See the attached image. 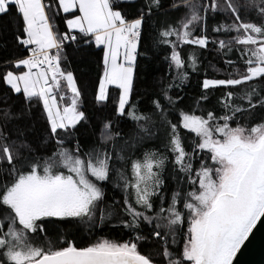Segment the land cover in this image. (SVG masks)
Masks as SVG:
<instances>
[{
  "label": "snow or ice",
  "instance_id": "6c2138e0",
  "mask_svg": "<svg viewBox=\"0 0 264 264\" xmlns=\"http://www.w3.org/2000/svg\"><path fill=\"white\" fill-rule=\"evenodd\" d=\"M258 224L264 0H0V264H233Z\"/></svg>",
  "mask_w": 264,
  "mask_h": 264
},
{
  "label": "trees",
  "instance_id": "16d2710c",
  "mask_svg": "<svg viewBox=\"0 0 264 264\" xmlns=\"http://www.w3.org/2000/svg\"><path fill=\"white\" fill-rule=\"evenodd\" d=\"M71 51V49H69ZM209 61L211 62V65L215 67V71L213 70V67L209 66ZM76 67L78 74L81 76V80L84 82L85 85V107L87 111L92 114L94 117H99L101 113V106L94 104L93 99V91L96 87L97 83V71L95 68V65L93 63H90L87 59L84 60H78L76 64L74 65ZM166 65L163 63V56L161 55L159 60L155 61L147 70L146 73H144V76L142 77V80H148L151 81L154 77H158L159 75L163 74L165 70ZM203 68L207 71V78H223V72L221 71L223 69V65L220 63H217V60L215 59V54H206V59L204 60ZM204 77V73H198L193 74L191 86L187 87L185 89V99L188 102H191V100L196 96L197 92L199 91V88L197 87L198 82L201 81ZM117 95L115 91L112 92L113 97V103H109L103 108V114L111 113L113 105H114V98ZM84 135L82 136V139H89V133L87 130H83ZM98 237H105L108 239H127L128 236L125 234V232L118 231L116 229H109L104 228L102 230H99L95 233L94 238Z\"/></svg>",
  "mask_w": 264,
  "mask_h": 264
},
{
  "label": "water",
  "instance_id": "95a60500",
  "mask_svg": "<svg viewBox=\"0 0 264 264\" xmlns=\"http://www.w3.org/2000/svg\"><path fill=\"white\" fill-rule=\"evenodd\" d=\"M233 264H264V227L257 225L237 253Z\"/></svg>",
  "mask_w": 264,
  "mask_h": 264
},
{
  "label": "rangeland",
  "instance_id": "374dc122",
  "mask_svg": "<svg viewBox=\"0 0 264 264\" xmlns=\"http://www.w3.org/2000/svg\"><path fill=\"white\" fill-rule=\"evenodd\" d=\"M98 87V80H97V83H96V87H95V89ZM95 89H94V91L92 92L93 93V99H92V101H93V103L95 104V102H94V92H95ZM85 105H86V103H85Z\"/></svg>",
  "mask_w": 264,
  "mask_h": 264
}]
</instances>
